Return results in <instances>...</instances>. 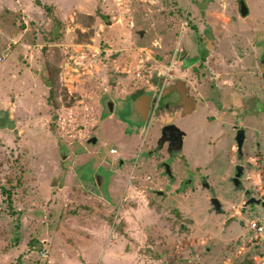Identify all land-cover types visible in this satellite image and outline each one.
Masks as SVG:
<instances>
[{
    "label": "rangeland",
    "instance_id": "rangeland-1",
    "mask_svg": "<svg viewBox=\"0 0 264 264\" xmlns=\"http://www.w3.org/2000/svg\"><path fill=\"white\" fill-rule=\"evenodd\" d=\"M0 58V264H264V0H0Z\"/></svg>",
    "mask_w": 264,
    "mask_h": 264
},
{
    "label": "flooded vegetation",
    "instance_id": "flooded-vegetation-1",
    "mask_svg": "<svg viewBox=\"0 0 264 264\" xmlns=\"http://www.w3.org/2000/svg\"><path fill=\"white\" fill-rule=\"evenodd\" d=\"M260 67H261V70L264 69V59L261 60ZM171 89H172V92L173 91H175V92L177 91V94H178L177 95V103H180V113H179V116L181 114H182L181 116H189V115H191L196 109L193 110L190 114L189 113L187 114L186 113V111H187V109H186L187 103L189 102L188 104H190L191 100L194 99L192 101H194L195 105L197 106V98H195L194 96H192V94H190L191 87L189 88V86H187L184 82L178 80ZM140 95H138L137 97H140ZM149 96H152V95H149ZM152 97H153V100H156L155 103H157L158 102V99H155L154 96H152ZM181 103H182V105H181ZM111 105L113 106L112 103H109L108 106L110 107ZM171 106L174 107V108H176L175 107L176 106V103L174 101L173 102H170L169 107H171ZM111 112H113V110H111ZM176 123L177 122L174 121L172 123H167V124H165L164 126L161 127V129H160L161 135H160V137L158 139V144L157 145L158 146L161 145L163 147L165 145H167V148H168L169 151H172V152H181L184 149V145H183V148L182 149L181 148H178V140H177V132H176V130L174 128H166V127H169V126H176L177 128H179L181 130V132L184 133V135H183V141H184L185 140V137H186V133ZM239 130H241V129H236V132L238 133ZM237 133H236V137H237ZM235 140H236V138H235ZM245 141H246V139H245ZM237 146H238V144H237ZM243 159H244L243 153H241V155H239V152H238V160H239V162H242ZM162 165H163L164 169H166V167L169 166L166 163H162ZM239 166H242V165L239 164L238 166L237 165L235 166V171H234L235 172V174H234L235 176L237 174V172H236L237 171V167H239ZM91 167H92V170H93V166L92 165H91ZM170 170H171V174L169 175V177L171 179H173V173H172L171 167H170ZM244 171H245V168L243 169V174H244ZM166 172H167V170H166ZM241 179H240V185H239V187H242ZM188 182H191V180L189 179ZM231 182H233V184H236V178L235 177L234 178H231ZM203 186L206 189L207 188H210V187H208L209 184H207V183H203ZM247 196H249V195H247ZM254 205H258V203H254ZM262 206H264V202L262 203Z\"/></svg>",
    "mask_w": 264,
    "mask_h": 264
},
{
    "label": "water",
    "instance_id": "water-1",
    "mask_svg": "<svg viewBox=\"0 0 264 264\" xmlns=\"http://www.w3.org/2000/svg\"><path fill=\"white\" fill-rule=\"evenodd\" d=\"M246 2H242L241 3V8H240V13L243 17H247L248 14H249V9L247 7V5L245 4ZM194 100V99H192ZM190 102V104L187 103V111L186 113L190 114L193 110L196 109V105L194 103V101ZM156 102V100H153V97L152 96H149L147 94H143L141 95L140 97L137 98V100L135 101V109H136V112L140 118V120L142 122H147L149 117H150V113H151V108H152V104ZM110 110H113V106L111 105L110 106ZM166 128H174L177 132V140H178V148H183V145H184V141H183V135L184 133L181 132V130L179 128H177L176 126H169V127H166ZM245 139H246V132L245 130L241 129L238 131L237 133V137H236V142L238 144V152H239V155H241V153H243V146H244V143H245ZM91 144H96L97 143V138H92L90 141H89ZM243 169L244 167L243 166H239L237 167V174L235 176L236 178V186L239 187L240 185V179L242 178L243 176ZM166 170H167V173L168 175L171 174V170H170V167L167 166L166 167ZM212 203L215 207V209L217 211H221L222 209V206H221V203L220 201L217 199V198H214L212 200Z\"/></svg>",
    "mask_w": 264,
    "mask_h": 264
},
{
    "label": "crops",
    "instance_id": "crops-1",
    "mask_svg": "<svg viewBox=\"0 0 264 264\" xmlns=\"http://www.w3.org/2000/svg\"><path fill=\"white\" fill-rule=\"evenodd\" d=\"M116 154H118V152L116 153ZM124 194V193H123ZM123 205V203L121 204V206ZM121 210V209H120ZM114 228V227H113ZM124 232H122V230H120V228H114V232H112V239H114V238H116V237H120V239H118V240H116V241H113L112 239H110V240H112L113 241V243L112 242H110L109 244H110V247H112V248H114V250H113V254L114 255H116L117 254V251H116V248L118 247V246H116V245H120L121 243H123V239H124V236H125V234H126V232L123 234ZM89 234H91V233H89ZM88 237V236H87ZM89 239H90V237H89ZM92 239V238H91ZM93 239H94V237H93ZM92 239V242H94L95 240H93ZM125 240V239H124ZM126 241V240H125ZM115 258H117V259H119L120 261H123L124 260V258L123 257H115ZM42 263H44L43 261H42ZM41 263V264H42ZM18 264H20V263H18Z\"/></svg>",
    "mask_w": 264,
    "mask_h": 264
},
{
    "label": "built area",
    "instance_id": "built-area-1",
    "mask_svg": "<svg viewBox=\"0 0 264 264\" xmlns=\"http://www.w3.org/2000/svg\"><path fill=\"white\" fill-rule=\"evenodd\" d=\"M0 60H1V58H0ZM112 153L116 154V153H117V150H112ZM250 229H251V230H254V231H257V232H262V231L264 230V227H263L259 222H253V223L251 224ZM42 256H43L44 258H47V257H48V252H47V251L44 252V253L42 254Z\"/></svg>",
    "mask_w": 264,
    "mask_h": 264
},
{
    "label": "trees",
    "instance_id": "trees-1",
    "mask_svg": "<svg viewBox=\"0 0 264 264\" xmlns=\"http://www.w3.org/2000/svg\"><path fill=\"white\" fill-rule=\"evenodd\" d=\"M48 85H49V87H51V86H52L50 83H48ZM0 127H1V126H0ZM4 192H6V193L8 194V197H9V196H10V194H11V193H10V190H7V189H5V190H4Z\"/></svg>",
    "mask_w": 264,
    "mask_h": 264
}]
</instances>
